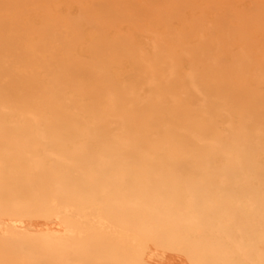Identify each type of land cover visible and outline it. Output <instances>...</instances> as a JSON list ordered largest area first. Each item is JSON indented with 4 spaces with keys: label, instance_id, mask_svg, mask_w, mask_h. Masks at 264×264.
<instances>
[{
    "label": "bare ground",
    "instance_id": "6f19581e",
    "mask_svg": "<svg viewBox=\"0 0 264 264\" xmlns=\"http://www.w3.org/2000/svg\"><path fill=\"white\" fill-rule=\"evenodd\" d=\"M133 1L148 16L139 45L131 35L109 33L93 14L87 23L94 30L85 31L80 18L58 11V0H0V55L20 57H0V264H143L148 243L196 264H264V247L233 238L216 220L224 209L205 186L218 181L222 194H236L244 183H264V0ZM97 4L83 0L77 11ZM46 55H138L136 83L162 90L156 104L168 100L172 86L247 88L249 95L231 96L242 95L254 110L240 113L241 132L219 133L206 145L203 134L176 126L174 134L157 136L159 150L144 155L136 148L151 139L143 133L151 125L137 134L122 120L127 127L109 138L102 124L121 116L109 108L95 121L89 107L114 101L95 87L61 88L74 81L48 78ZM184 65L189 71L178 75ZM96 140L102 152L93 160ZM184 164L202 167L179 174ZM167 166V174L152 172ZM144 181L152 183L147 194L127 193ZM180 183L185 199L176 197ZM112 220L119 230L110 244L105 229ZM128 236L140 255L125 253Z\"/></svg>",
    "mask_w": 264,
    "mask_h": 264
},
{
    "label": "rangeland",
    "instance_id": "374dc122",
    "mask_svg": "<svg viewBox=\"0 0 264 264\" xmlns=\"http://www.w3.org/2000/svg\"><path fill=\"white\" fill-rule=\"evenodd\" d=\"M83 0H58L60 6L59 12L68 17L69 19L80 18L85 31L94 30L88 23L87 18L89 15H95L103 24H107L105 29L109 33H124L126 36L131 35L135 38V45L141 44L146 36L143 34L144 20L148 17L147 12L139 7L133 0H98V4L92 10L86 13H78L77 4ZM160 2L159 0H155ZM157 2H154L157 4ZM11 56L9 59L18 61L19 55H0ZM78 56V59L75 58ZM138 55H46L50 60L46 61V65L50 68L46 70L48 78L52 76L61 77L62 79H72L73 83L63 81L61 88H74L78 85L86 87H95L100 93H106L107 98L114 101L116 105L109 107L105 102L96 101L89 109L93 112V117L89 118L97 120L100 118L101 111L113 108L121 116V119L116 117H109V123H103V129H108L109 138L116 139L120 133V129L127 127L124 121H130L132 127H135V132L139 134L140 129L150 126L149 130H144L143 133L153 134L151 139L146 141L143 146L136 148L141 154H148L159 150L155 147L160 142L157 138L158 135L164 133L174 134L173 127H181L189 129L191 134H203L201 142L208 145L214 142V137L219 133H229L233 130H238L239 122L241 121V112H249V108L253 109L252 103L245 105L242 101V95H249L250 91L247 88L234 91L230 88H201L186 87V86H172L165 92L167 101H161L156 104L157 93L162 90L147 88L140 86L136 82L138 80V72L133 70L132 65L134 58ZM188 66L184 65L179 71L178 75L188 72ZM132 86L133 89L127 90L126 86ZM118 90V91H117ZM117 93H120L116 95ZM123 96L122 94H125ZM133 93L134 96H130ZM193 93L198 94L201 99L196 101L193 98ZM233 93L242 95L231 96ZM137 94V95H135ZM147 96L154 100L141 102L138 97ZM212 98V99H210ZM206 99V101H204ZM213 100L212 103H207V100ZM70 110H73L70 108ZM254 110V109H253ZM252 113V110H251ZM246 115H251L250 113ZM105 120V119H104ZM205 126L208 128L207 133L198 132V128ZM163 129V132L159 130ZM249 130V129H247ZM251 130V128H250ZM242 131V128L238 130ZM180 132V131H179ZM260 133V132H259ZM264 141V137L262 139ZM188 140L185 141V143ZM154 143V144H152ZM155 145V146H154ZM193 148L191 143V149ZM164 149V148H163ZM166 148V151H169ZM257 149L251 150V154L257 157L259 152ZM92 159H97L101 155L102 146L97 140L92 148ZM190 151V149L188 150ZM219 160L217 171L222 169V161ZM202 166H188L186 164L178 167L179 174L195 173L197 169ZM172 171V166L164 167L161 170H152L156 174H167ZM114 173V171L112 172ZM145 182V183H144ZM141 185H134L129 187L127 193L132 194L135 198L139 195L147 194V189L152 187L151 181H144ZM244 182L241 176H238L237 184L241 185ZM206 188L210 194V198L215 203L224 209L225 218L222 220L226 223V229L230 232L233 238L243 239L245 242H254L264 247V183L247 182L242 186L243 190L238 193L229 194L223 193L219 188L218 181L206 182ZM221 192V193H220ZM176 197L185 199L183 193L182 183L179 184ZM225 202H222V201ZM221 201V202H220ZM238 207V208H236ZM237 209V212L231 211ZM133 213L131 216V224H136V217ZM128 213H126V217ZM134 218V219H133ZM116 221L112 220L105 229L109 234L105 237L108 243L112 244L118 240V226ZM96 226L95 228H97ZM99 228V227H98ZM131 236L127 237L126 254L140 255L138 250L133 249L137 244L130 243ZM150 247V254L141 255L143 264H196L198 260L187 259L186 256H181L180 253L156 250L151 243L146 244ZM191 247V246H189Z\"/></svg>",
    "mask_w": 264,
    "mask_h": 264
}]
</instances>
